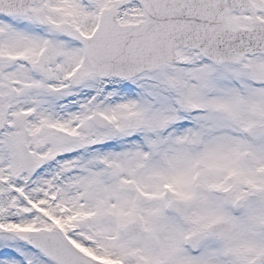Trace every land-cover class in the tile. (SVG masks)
Masks as SVG:
<instances>
[{"label":"snow or ice","instance_id":"obj_1","mask_svg":"<svg viewBox=\"0 0 264 264\" xmlns=\"http://www.w3.org/2000/svg\"><path fill=\"white\" fill-rule=\"evenodd\" d=\"M0 264H264V0H0Z\"/></svg>","mask_w":264,"mask_h":264}]
</instances>
